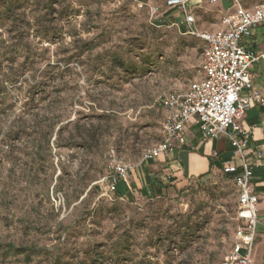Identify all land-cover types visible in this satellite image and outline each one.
<instances>
[{
  "label": "rangeland",
  "instance_id": "rangeland-1",
  "mask_svg": "<svg viewBox=\"0 0 264 264\" xmlns=\"http://www.w3.org/2000/svg\"><path fill=\"white\" fill-rule=\"evenodd\" d=\"M144 2L0 0V264H223L230 252L238 194L221 173L159 198L107 196L112 164L160 141L161 98L202 78L205 43L151 27Z\"/></svg>",
  "mask_w": 264,
  "mask_h": 264
},
{
  "label": "built area",
  "instance_id": "built-area-1",
  "mask_svg": "<svg viewBox=\"0 0 264 264\" xmlns=\"http://www.w3.org/2000/svg\"><path fill=\"white\" fill-rule=\"evenodd\" d=\"M188 1L165 0V5L167 9H178L184 17L182 23L172 27L205 43L202 78L191 83L185 91L170 92L161 98V139L144 152L142 160L159 159L169 155L176 143L183 145L182 133L192 120L200 124L204 140L226 139L242 164L237 168L228 162L222 171L231 177L238 194L234 242L223 264H252L258 228L264 222L259 220L258 198L252 187L254 170L245 155L252 133L244 130L240 123L253 101L264 105V98L253 88L255 75L251 71L254 65L264 60V55H258L244 45L253 31L264 25V4L254 10L238 7L222 19L218 30L197 33ZM144 6L143 3L138 5L140 9ZM148 12L149 22L157 24L162 17L159 9L151 5ZM247 92L249 94H245ZM132 168L123 162L112 164V173L106 178L109 182L107 194L117 191L118 182L125 180Z\"/></svg>",
  "mask_w": 264,
  "mask_h": 264
},
{
  "label": "crops",
  "instance_id": "crops-1",
  "mask_svg": "<svg viewBox=\"0 0 264 264\" xmlns=\"http://www.w3.org/2000/svg\"><path fill=\"white\" fill-rule=\"evenodd\" d=\"M154 4L159 7L163 17L171 18L177 24L184 21L178 9L165 7V0H154ZM263 4L264 0L188 1L189 14L194 15L196 20L194 29L197 33L218 30L221 28L222 19L238 7L254 10ZM202 19L206 22L200 23ZM244 45L254 53L264 55V25L255 29ZM251 71L255 75L253 88L264 98V60L254 65ZM240 124L244 130L252 133L245 155L254 170L252 187L258 198L259 220L264 222V105L253 101ZM182 137L185 143L183 145L176 143L175 149L169 155L151 161L141 160L132 166L128 177L118 182L116 187L118 194L125 198L173 195L180 186L200 177L204 179L214 173H222L228 162L237 168L242 164L239 155L234 153L226 139L204 140L200 133V124L196 120L186 125ZM252 264H264V224L258 228Z\"/></svg>",
  "mask_w": 264,
  "mask_h": 264
},
{
  "label": "trees",
  "instance_id": "trees-1",
  "mask_svg": "<svg viewBox=\"0 0 264 264\" xmlns=\"http://www.w3.org/2000/svg\"><path fill=\"white\" fill-rule=\"evenodd\" d=\"M145 6L144 7H146L147 8V10H148V6H151V5H154V6H156L155 4H154V0H147V2H144L143 3ZM157 7V6H156ZM165 7H166V5H165ZM158 9H159V7H157ZM150 24V26L151 27H153V28H155V29H161V28H163V27H168V28H171L172 27V25L173 24H177L176 22H174V21H172L171 20V18H165V17H161L160 19H159V21L157 22V24H154V25H152L151 23H149ZM165 24H168V25H165ZM180 33L183 35H186L185 33H184V31H180ZM9 78H10V80L13 82V81H15L17 78H18V75H17V73H14V74H12V75H10L9 76ZM160 107H161V104H160ZM161 111H162V108H161ZM162 116H163V111H162ZM222 175H224L223 174V172L221 173ZM225 176V175H224ZM229 181H231L232 183H233V181H232V179H231V177H227V176H225ZM202 178L203 177H200V179H198V180H202ZM107 196H108V198L110 199V200H114V199H118V200H121V201H124L126 198L125 197H122V196H120L119 194H118V192L116 191V192H113V193H108L107 194ZM159 197H161V196H159ZM159 197H153V198H159ZM192 231V229H189V230H187V229H184L183 230V237H187L189 234H190V232ZM8 250L10 251V252H12L14 255H16V256H26L27 258H29V257H31V256H37V254H39V252H41L40 250H38L37 248H35V247H29V248H17L16 246H14V245H12V244H9L8 245ZM129 250V247L128 246H126V244L125 243H123V244H121V256H123V258H125V255L124 254H126V252ZM63 264H70V263H68V262H65V263H63Z\"/></svg>",
  "mask_w": 264,
  "mask_h": 264
}]
</instances>
